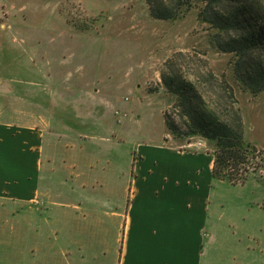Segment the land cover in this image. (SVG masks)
<instances>
[{
    "label": "rangeland",
    "instance_id": "374dc122",
    "mask_svg": "<svg viewBox=\"0 0 264 264\" xmlns=\"http://www.w3.org/2000/svg\"><path fill=\"white\" fill-rule=\"evenodd\" d=\"M200 8L195 3L180 18L162 20L153 17L145 0H0V119L33 125L39 123L38 114L45 113L46 129L38 202L0 200V239L48 241L53 228L60 231L69 223L66 211L113 210L124 203L127 208L128 197L124 203L119 201L121 189L128 187L121 184V165L131 160L127 150L132 145L156 142L163 136L162 143L176 147L204 140L207 148L215 150L214 142L201 135L177 137L166 127L164 113L175 97L161 76L166 61L177 52L193 55L192 68L200 70L206 61L225 82L223 88H232L235 105L231 103L241 109L245 137L264 152V92L252 93L237 77L234 55L216 47V31L200 21ZM53 17L65 18L77 34L75 45L65 43L69 35ZM36 33L41 35L34 39ZM33 43L45 45L49 52L35 58L22 53ZM53 49L61 53L62 69L54 66L57 53ZM70 52L79 56L71 59ZM89 52L91 65L81 56ZM44 76L45 93L26 84ZM104 81L119 86L104 87ZM38 96L45 98V106H38ZM251 171L243 183L221 180L215 193L228 208L238 202L243 210L247 208L248 224L257 237L255 257H261L264 168ZM22 208L44 210L47 216L23 218L17 214ZM50 210L56 216L50 217ZM28 220L35 221L31 222L34 228L25 226ZM11 228L13 237L5 232ZM1 252L0 264H5V249Z\"/></svg>",
    "mask_w": 264,
    "mask_h": 264
},
{
    "label": "crops",
    "instance_id": "0c3cea01",
    "mask_svg": "<svg viewBox=\"0 0 264 264\" xmlns=\"http://www.w3.org/2000/svg\"><path fill=\"white\" fill-rule=\"evenodd\" d=\"M53 19L68 33L65 43L75 45L77 34L65 18ZM40 35L33 34V38ZM28 46L22 53L29 57L49 52L45 45ZM51 52L57 53L54 66L62 69L61 53ZM78 53L70 52V58ZM91 53L81 55L90 65ZM138 64L141 66V61ZM26 84L45 93V76ZM103 84L119 86L114 81ZM36 101L45 106L42 96ZM37 119L39 123L33 125L0 119V200L28 205L38 202L46 151L45 113H39ZM162 139L127 150L131 160L121 165V184L128 187L121 189L119 196L123 203L128 197L127 208L124 203L113 210L66 211L69 223L60 231L53 228L48 241L0 239L5 264H264V256L255 257L257 237L248 224L247 208L243 210L239 202L228 208L215 193V185L223 181L213 177L215 155L207 148L208 142L198 149L195 142L189 143L192 147H176ZM50 211L49 216H54L55 211ZM45 213L24 208L17 211L23 218L33 219L47 216ZM31 222L35 221L24 224L34 228ZM12 230L5 232L13 237Z\"/></svg>",
    "mask_w": 264,
    "mask_h": 264
},
{
    "label": "trees",
    "instance_id": "16d2710c",
    "mask_svg": "<svg viewBox=\"0 0 264 264\" xmlns=\"http://www.w3.org/2000/svg\"><path fill=\"white\" fill-rule=\"evenodd\" d=\"M145 1L153 17L162 20L178 19L200 3V21L216 31V47L234 55L237 77L252 93L264 92V0ZM203 62L202 69L192 68L193 55L184 52L166 61L161 79L175 101L164 113L165 124L177 137L201 135L214 142V179L243 183L252 169L264 168V152L247 141L241 109L231 103L232 88H223L225 82Z\"/></svg>",
    "mask_w": 264,
    "mask_h": 264
},
{
    "label": "built area",
    "instance_id": "2783aa9c",
    "mask_svg": "<svg viewBox=\"0 0 264 264\" xmlns=\"http://www.w3.org/2000/svg\"><path fill=\"white\" fill-rule=\"evenodd\" d=\"M204 140H199L198 142H195L194 143V146L196 147V148H198V149H201V148H203L204 147ZM189 147H192V144H189L188 145Z\"/></svg>",
    "mask_w": 264,
    "mask_h": 264
}]
</instances>
